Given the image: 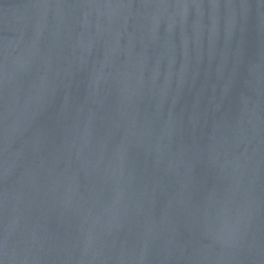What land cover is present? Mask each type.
Returning a JSON list of instances; mask_svg holds the SVG:
<instances>
[{"label":"water","instance_id":"1","mask_svg":"<svg viewBox=\"0 0 264 264\" xmlns=\"http://www.w3.org/2000/svg\"><path fill=\"white\" fill-rule=\"evenodd\" d=\"M0 264H264V0H0Z\"/></svg>","mask_w":264,"mask_h":264}]
</instances>
